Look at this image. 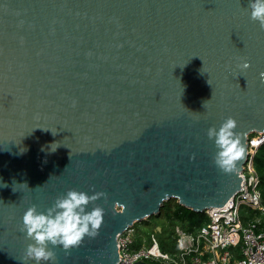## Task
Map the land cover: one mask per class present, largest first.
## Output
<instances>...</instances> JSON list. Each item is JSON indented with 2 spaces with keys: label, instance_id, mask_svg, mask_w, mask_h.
<instances>
[{
  "label": "water",
  "instance_id": "1",
  "mask_svg": "<svg viewBox=\"0 0 264 264\" xmlns=\"http://www.w3.org/2000/svg\"><path fill=\"white\" fill-rule=\"evenodd\" d=\"M228 117L243 153L225 172L207 130ZM262 131L249 0H0V264H36L23 214L68 189L101 193L102 223L42 264H117V235L166 201L223 206Z\"/></svg>",
  "mask_w": 264,
  "mask_h": 264
},
{
  "label": "built area",
  "instance_id": "2",
  "mask_svg": "<svg viewBox=\"0 0 264 264\" xmlns=\"http://www.w3.org/2000/svg\"><path fill=\"white\" fill-rule=\"evenodd\" d=\"M263 142L264 131L248 136L240 187L223 206L203 210L208 217L205 224L194 231L174 224L175 239L170 250L155 235L160 226L145 236L137 234L133 224L116 237L117 264H264V206L258 187L260 178L253 164ZM244 207L260 214L243 222Z\"/></svg>",
  "mask_w": 264,
  "mask_h": 264
},
{
  "label": "clouds",
  "instance_id": "3",
  "mask_svg": "<svg viewBox=\"0 0 264 264\" xmlns=\"http://www.w3.org/2000/svg\"><path fill=\"white\" fill-rule=\"evenodd\" d=\"M249 8L250 17L264 27V0H249ZM243 66L247 67V64ZM236 127L237 121L228 117L219 128L212 126L207 130L208 138L214 139L217 147L214 162L225 172L235 168L236 160L243 153ZM100 195L102 194L90 195L84 191L68 189L44 211L38 210L35 204L28 207L22 217V230L33 242L26 247V258L35 260L36 264L51 262L55 253L53 248L48 247L49 243L68 250L79 246L85 236H96L104 209L99 206L89 209L88 205Z\"/></svg>",
  "mask_w": 264,
  "mask_h": 264
},
{
  "label": "trees",
  "instance_id": "4",
  "mask_svg": "<svg viewBox=\"0 0 264 264\" xmlns=\"http://www.w3.org/2000/svg\"><path fill=\"white\" fill-rule=\"evenodd\" d=\"M253 164L260 178L258 187L261 193V200L264 206V142L258 147L254 156ZM162 209L166 219L170 224H179L188 231L196 230L198 227L205 224L208 220V217L203 211L195 212L189 208L180 205L176 201V199L166 201L160 209V212L162 211ZM241 214L243 222H246L248 219H252L259 215L260 212L244 207L241 210ZM262 220V222L264 223V215H262ZM157 226L159 225L155 224L153 228ZM157 233H162L161 227L160 230L157 231ZM161 246L163 247V245Z\"/></svg>",
  "mask_w": 264,
  "mask_h": 264
},
{
  "label": "rangeland",
  "instance_id": "5",
  "mask_svg": "<svg viewBox=\"0 0 264 264\" xmlns=\"http://www.w3.org/2000/svg\"><path fill=\"white\" fill-rule=\"evenodd\" d=\"M134 224L135 228L137 229V234H142L145 236H148L150 232H153L154 225L158 224L162 228V233H155L157 239L159 240L160 244L165 246V248L168 250L171 249L175 239L174 232L172 231L174 224L172 225L168 222L163 209L158 215H152L148 219L137 221Z\"/></svg>",
  "mask_w": 264,
  "mask_h": 264
}]
</instances>
